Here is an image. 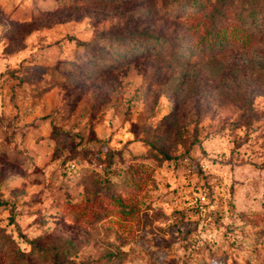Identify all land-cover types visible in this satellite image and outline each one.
I'll return each mask as SVG.
<instances>
[{"label":"rangeland","instance_id":"374dc122","mask_svg":"<svg viewBox=\"0 0 264 264\" xmlns=\"http://www.w3.org/2000/svg\"><path fill=\"white\" fill-rule=\"evenodd\" d=\"M111 12L0 0V264H264L263 17L251 49L212 58L186 34L177 58L72 77Z\"/></svg>","mask_w":264,"mask_h":264},{"label":"trees","instance_id":"16d2710c","mask_svg":"<svg viewBox=\"0 0 264 264\" xmlns=\"http://www.w3.org/2000/svg\"><path fill=\"white\" fill-rule=\"evenodd\" d=\"M104 1L111 7L110 15H114L117 22L109 30V36L103 37L105 46L77 41V45L82 46L85 52L83 57L78 56L77 62H72V70H69L72 77H93L96 72L117 70L136 59L138 54L150 56L156 52L164 58L166 52H169L177 58L174 52L185 40L186 34L193 35L198 51L211 53L212 58H217L235 45L251 49L258 43V36L254 26L248 24V17L253 15L256 20L264 19V16L256 15L261 11L257 10V0H240L243 5L241 12L227 8L231 0H217L220 6L213 7H208L204 0ZM194 5L198 8L194 12L196 20L186 26L183 8L191 10ZM251 6L255 8L250 15H246L244 12L247 13ZM203 10L208 11L204 19L199 17ZM161 20L172 27L169 36L162 35L164 26L156 27V23ZM131 42L134 46L125 48ZM88 45L91 50L87 48ZM115 200L123 203L118 197ZM80 204L74 203L72 206Z\"/></svg>","mask_w":264,"mask_h":264}]
</instances>
